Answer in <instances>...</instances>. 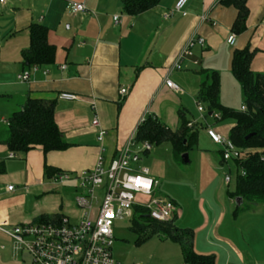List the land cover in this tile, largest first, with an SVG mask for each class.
I'll use <instances>...</instances> for the list:
<instances>
[{
    "label": "crops",
    "instance_id": "crops-1",
    "mask_svg": "<svg viewBox=\"0 0 264 264\" xmlns=\"http://www.w3.org/2000/svg\"><path fill=\"white\" fill-rule=\"evenodd\" d=\"M69 1L83 2L86 11L70 13ZM175 1L160 0L136 15L127 14L120 0L0 2V222H5V227L37 222L44 214L65 215L71 222L80 220L84 211L75 202L81 192L75 175L93 168L99 156L104 164L116 158L141 118H156L171 130L180 127L181 115L187 122L192 120L187 117L188 105L189 99L196 105L193 96L201 82L199 69L218 71L221 81L224 76L234 77L230 71L231 52L248 45L255 49L251 69L264 71V0L246 1L248 15L245 29L239 34L231 30L237 13L233 5L221 0H189L183 12L164 19L163 14L173 8ZM114 15L118 16L117 22ZM33 23L47 28V41L55 46L54 61L50 64L28 65L23 61L22 50L29 44V26ZM231 33L235 34L232 46L226 41ZM191 35L203 37L204 46L193 45L192 56L184 59L182 69L169 70ZM33 65H37L36 70ZM183 69L192 72H184V76L177 73ZM27 70L29 79L20 81L17 75ZM166 79H171L180 90L167 87ZM120 88H127V93L121 95ZM61 92L73 93L76 98L62 99ZM28 97L55 101L54 119L69 147L43 152L37 145L25 153L8 149L6 121ZM95 116L105 130L102 141H98L97 127L91 123ZM207 121L224 136L234 125L231 122L216 127L219 120ZM196 123L193 129L198 131L201 125L204 135L214 144L205 132L203 120ZM152 149L153 144L150 150L137 152L132 165L148 167L158 182L155 192L164 173L163 162L156 152L149 153V164L140 157ZM216 151L218 157L198 155V180L206 187L213 186L217 201L211 204L200 198L198 216L191 208L188 220L184 221L188 227L183 228L193 229L195 251L214 254L215 264H264V199L235 215V197L229 196L234 188L232 178L227 182V173L224 179L221 177L226 167L222 165L220 148ZM9 152L15 156L9 157ZM45 165L73 177L55 182L56 172L45 174ZM10 185L11 190L7 189ZM101 191L103 194V188L96 190L99 194ZM180 213L181 219L185 217L183 207ZM159 241L155 255L146 264L183 263L177 243ZM0 264H32L29 253L1 230Z\"/></svg>",
    "mask_w": 264,
    "mask_h": 264
},
{
    "label": "trees",
    "instance_id": "trees-1",
    "mask_svg": "<svg viewBox=\"0 0 264 264\" xmlns=\"http://www.w3.org/2000/svg\"><path fill=\"white\" fill-rule=\"evenodd\" d=\"M160 0H120L123 10L130 15L155 6ZM224 4L233 5L236 17L231 30L237 34L245 29L248 15L247 0H221ZM47 28L33 23L29 26V44L22 50L23 61L28 65H46L54 61L55 46L47 41ZM255 49L248 45L241 49H233L230 57V71L240 85L245 110H233L220 102V77L216 70L199 69L201 77L196 99L206 103V114L209 111L219 112L221 118H233L234 125L230 128L228 137L240 150V156L233 159L237 170L235 187L229 191V196L242 198V203L234 209L237 215L251 209L264 199V71L255 72L250 63ZM55 101L36 97H28L19 110L11 113L7 119L5 144L13 152L25 153L34 146H41L43 152L64 150L70 143L63 138L55 119ZM187 126V120L181 115L180 127L176 130L166 128L159 120L148 116L137 127L135 140H147L151 144L163 141L171 143L174 152H185L197 141V129ZM221 160L223 157L220 151ZM45 174L57 172L45 165ZM172 201V200H171ZM173 202V201H172ZM174 203V202H173ZM175 205V203H174ZM134 210L140 212L152 230L139 237L136 243L147 240L155 232H161L163 239L177 243L182 252L183 263L215 264L214 254L197 253L193 246L194 232L191 228H179L173 223L175 213L169 221H156L148 216L144 207L134 205ZM59 215H41L37 222H57ZM132 228L142 229L141 224L132 213Z\"/></svg>",
    "mask_w": 264,
    "mask_h": 264
},
{
    "label": "built area",
    "instance_id": "built-area-1",
    "mask_svg": "<svg viewBox=\"0 0 264 264\" xmlns=\"http://www.w3.org/2000/svg\"><path fill=\"white\" fill-rule=\"evenodd\" d=\"M4 1L0 0L1 3ZM188 1L176 0L173 8L163 14V18L168 19L175 12H183ZM86 9L83 2L67 3V10L72 14L85 12ZM113 20L117 22L118 16L114 15ZM226 41L232 46L235 42V34L231 33ZM195 44L204 46V38L191 35L177 52L169 70L182 69L184 59L192 56L191 48ZM193 63L197 64V60L194 59ZM32 69L36 70L37 65H33ZM29 74L28 70L22 71L17 78L25 81L29 79ZM165 84L169 88L180 90L171 79H166ZM119 93L126 94L127 88H120ZM59 97L70 100L76 98V95L61 92ZM92 106L94 107V104ZM196 107L199 118L188 121L187 126L193 127L199 119L203 120L207 136L218 145L223 159L226 161L238 158L241 153L233 141L228 136L218 133L207 121V118L220 120V113L211 111L207 116L206 108L198 100ZM241 109L245 110L246 106L243 104ZM143 121L144 118H141L140 122ZM6 123L8 124L7 121ZM91 123L97 127L98 141H102L105 130L100 127L98 118L95 116ZM135 134L136 130L120 150L119 155L108 164H104L102 156H99L93 168L81 170L75 175L77 187L81 190L76 195L75 202L84 211V216L80 220L71 222L68 216L62 215L57 222H29L14 224L9 228L5 227V222H0V230L29 253L32 264H123L112 254L113 225L116 221L130 218L134 205L144 207L148 216L156 221L172 219L176 206L170 199L154 195L158 182L150 175L148 167L135 168L132 165L133 157L137 152L148 151L152 147L147 140L137 144ZM8 156L13 157L15 154L9 152ZM72 177L71 173L59 171L53 175V180L64 182ZM229 179V174H225V180L228 182ZM12 188V185L7 186L9 190ZM99 188H103L100 200L96 196V190ZM139 195L147 197V200L138 203L136 199Z\"/></svg>",
    "mask_w": 264,
    "mask_h": 264
},
{
    "label": "rangeland",
    "instance_id": "rangeland-1",
    "mask_svg": "<svg viewBox=\"0 0 264 264\" xmlns=\"http://www.w3.org/2000/svg\"><path fill=\"white\" fill-rule=\"evenodd\" d=\"M191 71L192 69H183L181 72H177L180 75H185L184 72ZM193 78V77H192ZM175 81V80H174ZM221 81V80H220ZM222 84H220V102L233 110H240L241 106L244 104L243 96L240 89L238 81L230 75V78L222 77ZM177 85V84H176ZM187 94L188 91L186 90ZM195 94L193 97L196 98ZM188 96V95H186ZM189 98V97H188ZM189 111L187 117L192 120L198 118L199 113L196 112V105L189 99ZM197 101V100H196ZM195 101V103H196ZM203 107H207L206 103L200 102ZM193 115L194 117L192 118ZM189 118V119H190ZM214 122V121H213ZM231 122H234L233 118L227 117L222 119L220 115V120L217 121L216 127L225 126ZM198 125V123H196ZM203 126V125H202ZM198 140L194 145L185 151L188 155V161L183 160V153L185 152H174L171 148V143L168 141H163L160 145L153 144V149L147 154H141V159H144L146 164H149L150 155H158V160L162 161V167L164 168V173L159 178V186L154 192V195L166 197L176 205L175 217L173 218V223L176 227L183 228L188 227L185 224V218L188 220V216L192 213L197 217L198 209L197 203L200 198L211 204H215L217 201L216 195L213 194V186L206 187L204 182L198 180V169L200 168L198 160L200 153H207L218 157L216 149L218 148L212 144L207 137L204 135L203 128L201 125L198 127ZM205 156V155H203ZM207 158V155L205 156ZM205 159V158H204ZM133 162V161H132ZM223 167L226 169L222 172L221 177L224 179V174L227 173L232 178V187H235V178L237 174V168L233 159L223 160ZM234 189V188H232ZM102 197V191L99 194L96 192V196ZM215 195V196H214ZM101 199V198H100ZM147 197L137 196L136 201L138 203L145 202ZM184 208L185 217L181 219L180 209ZM206 209L208 208L205 206ZM132 213L136 220L143 227L142 229L134 230L132 228V219L118 220L113 225V244H112V254L116 260L123 264H129L133 262H143L148 263L151 256H154L158 246L159 240H164L161 232H155L147 240L136 243L139 237L144 234L149 233L152 230V226L143 218L139 217L140 212H136L132 207ZM194 221L192 220L191 223Z\"/></svg>",
    "mask_w": 264,
    "mask_h": 264
},
{
    "label": "water",
    "instance_id": "water-1",
    "mask_svg": "<svg viewBox=\"0 0 264 264\" xmlns=\"http://www.w3.org/2000/svg\"><path fill=\"white\" fill-rule=\"evenodd\" d=\"M210 114H211V111L208 112V115H210ZM182 157H183L184 161H188V155L186 152L183 153ZM235 203L237 205H240L242 203V198L240 196L235 197Z\"/></svg>",
    "mask_w": 264,
    "mask_h": 264
}]
</instances>
